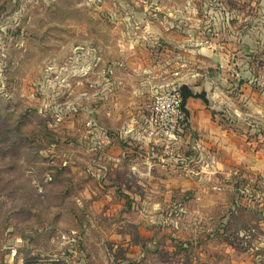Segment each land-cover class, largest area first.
Listing matches in <instances>:
<instances>
[{
	"label": "rangeland",
	"instance_id": "374dc122",
	"mask_svg": "<svg viewBox=\"0 0 264 264\" xmlns=\"http://www.w3.org/2000/svg\"><path fill=\"white\" fill-rule=\"evenodd\" d=\"M238 3L0 0V264H264L263 211L211 209L177 152L161 159L137 138L156 89L217 68L197 50L188 69L186 40L149 42L141 58L158 67L117 64L148 19L197 49L241 21L245 35L259 18L264 29V6Z\"/></svg>",
	"mask_w": 264,
	"mask_h": 264
},
{
	"label": "crops",
	"instance_id": "0c3cea01",
	"mask_svg": "<svg viewBox=\"0 0 264 264\" xmlns=\"http://www.w3.org/2000/svg\"><path fill=\"white\" fill-rule=\"evenodd\" d=\"M235 1L239 2L238 7H244V1L250 2L247 4L250 7L256 4L264 6V0ZM164 20L166 22L168 18ZM148 21H143L145 28L139 35L129 33L121 40L119 52L123 60L117 64L125 66L136 60L145 68L158 67L154 62L141 58L150 57L149 42L163 43L165 49L172 51L186 40L187 45L182 44L188 50V69L191 65L196 69L197 50L204 56L201 66L207 72L217 68L219 73L203 74L200 82L189 85L195 92L207 91V99H188L190 117L186 116L176 150L177 158L174 159L180 160L178 164L187 169L189 187L196 190L198 198L209 201L211 209L227 212L232 208L237 218L253 222L256 211L264 212V63L260 64L261 58L264 61V45L260 44L264 35L261 33L263 20L255 21V31L246 35L241 21L232 33L223 32L218 36L225 42L217 44L213 42L217 41L215 37H209V42L198 49L194 45V36L182 35V39L176 30L164 27L163 19ZM156 22L157 26L153 25ZM233 40V44L228 42ZM92 50L95 59L99 60L97 51ZM141 123L143 127L144 118ZM140 126L138 139L143 129ZM226 199L231 200L230 205ZM108 208L102 210L110 211ZM259 226L264 228V220L259 222Z\"/></svg>",
	"mask_w": 264,
	"mask_h": 264
},
{
	"label": "built area",
	"instance_id": "2783aa9c",
	"mask_svg": "<svg viewBox=\"0 0 264 264\" xmlns=\"http://www.w3.org/2000/svg\"><path fill=\"white\" fill-rule=\"evenodd\" d=\"M180 86L156 89L148 113L144 117L139 139L162 150L161 159L173 157L180 143L186 119L182 110ZM42 191V187L39 189Z\"/></svg>",
	"mask_w": 264,
	"mask_h": 264
},
{
	"label": "water",
	"instance_id": "95a60500",
	"mask_svg": "<svg viewBox=\"0 0 264 264\" xmlns=\"http://www.w3.org/2000/svg\"><path fill=\"white\" fill-rule=\"evenodd\" d=\"M180 90L182 93V110L185 112L187 117H190V112L187 109V102L188 99L193 97V98H201L206 100L207 99V91H201V92H195L188 84H183L180 86Z\"/></svg>",
	"mask_w": 264,
	"mask_h": 264
}]
</instances>
